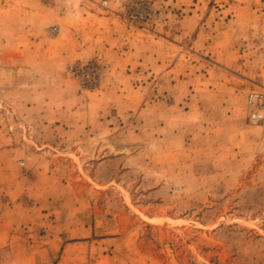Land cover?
<instances>
[{
	"label": "rangeland",
	"instance_id": "obj_1",
	"mask_svg": "<svg viewBox=\"0 0 264 264\" xmlns=\"http://www.w3.org/2000/svg\"><path fill=\"white\" fill-rule=\"evenodd\" d=\"M95 2L156 34L155 57L113 68L104 46L67 63L80 91H107L80 122L106 137H48L39 122L26 137L0 90V147L26 142L52 175L36 182L19 163L44 208L0 264H264V126L249 120L250 92H264V0ZM46 241L54 253L28 246Z\"/></svg>",
	"mask_w": 264,
	"mask_h": 264
},
{
	"label": "crops",
	"instance_id": "obj_2",
	"mask_svg": "<svg viewBox=\"0 0 264 264\" xmlns=\"http://www.w3.org/2000/svg\"><path fill=\"white\" fill-rule=\"evenodd\" d=\"M95 1L63 0L61 5H36L26 0H9L0 4V90H6L8 99L2 100L17 113L26 137L30 136L29 126L33 122H39L48 137H106L109 131L85 128L80 122L86 121V113L99 114L100 108L89 107L105 105L107 91H80L77 82L66 75L67 63L92 56L104 46L114 60L113 68L116 65L127 68L155 57L156 51L147 50L145 42L150 37L154 39L156 34L134 29L124 21L104 15ZM165 2L171 8V0ZM192 11L185 19L194 21L196 11ZM51 23L59 26L54 36L47 32ZM32 131H37L36 126ZM45 145L55 148L53 143ZM26 148L30 149L31 145L12 141L0 147V248L21 245L15 240L24 238L22 234L27 229L22 225L30 223L32 217H40L44 208L45 195L33 188L30 190V185L25 187L27 176L19 163L31 169L36 182L52 175L41 162H32L25 156L29 152ZM4 190L6 194L2 196ZM23 194L28 198H23ZM47 243H28V246H43L47 253H54V246Z\"/></svg>",
	"mask_w": 264,
	"mask_h": 264
},
{
	"label": "built area",
	"instance_id": "obj_3",
	"mask_svg": "<svg viewBox=\"0 0 264 264\" xmlns=\"http://www.w3.org/2000/svg\"><path fill=\"white\" fill-rule=\"evenodd\" d=\"M251 109L249 111V120L255 125L264 126V92L254 90L249 94Z\"/></svg>",
	"mask_w": 264,
	"mask_h": 264
},
{
	"label": "clouds",
	"instance_id": "obj_4",
	"mask_svg": "<svg viewBox=\"0 0 264 264\" xmlns=\"http://www.w3.org/2000/svg\"><path fill=\"white\" fill-rule=\"evenodd\" d=\"M85 63L87 62V61H84Z\"/></svg>",
	"mask_w": 264,
	"mask_h": 264
}]
</instances>
